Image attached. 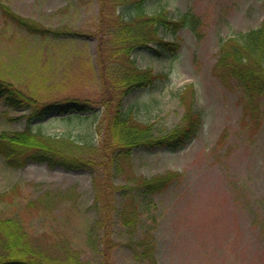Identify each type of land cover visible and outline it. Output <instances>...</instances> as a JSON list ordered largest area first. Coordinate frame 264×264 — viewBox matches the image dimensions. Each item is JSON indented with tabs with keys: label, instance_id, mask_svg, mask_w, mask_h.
Listing matches in <instances>:
<instances>
[{
	"label": "rangeland",
	"instance_id": "374dc122",
	"mask_svg": "<svg viewBox=\"0 0 264 264\" xmlns=\"http://www.w3.org/2000/svg\"><path fill=\"white\" fill-rule=\"evenodd\" d=\"M102 1L0 0L44 29L71 31L32 34L0 8V78L43 103L73 98L98 106L88 114H47L33 129L90 133L96 143L105 139L103 106L97 102L103 97L95 59L98 27L110 25L107 19L125 1ZM162 8L173 18L192 13L198 28L160 31L179 44L176 54L160 55L145 45L133 49L140 67L164 77L153 87L133 90L124 107L139 121L153 123L156 132H166L193 105L204 115L198 135L177 151L134 148L121 159L123 170L105 181L107 196L101 168L69 170L36 161L12 167L0 156L2 214L19 217L37 239L58 247L57 253L74 250L94 262L106 254L114 264H264V99L259 111H251L237 82L216 68L224 43L262 23L264 0L144 2L147 13ZM102 32L107 40L113 31ZM24 112L29 110L0 100V132L24 128ZM169 170L178 176L164 192L154 198L141 192L133 199L135 178ZM113 183L118 190L111 193ZM141 241L149 243L146 250Z\"/></svg>",
	"mask_w": 264,
	"mask_h": 264
},
{
	"label": "trees",
	"instance_id": "16d2710c",
	"mask_svg": "<svg viewBox=\"0 0 264 264\" xmlns=\"http://www.w3.org/2000/svg\"><path fill=\"white\" fill-rule=\"evenodd\" d=\"M124 1L129 3L125 4ZM112 2L124 3L125 7L120 10L122 13L107 19L110 25L105 27L108 28L102 24L98 27L101 34L97 38L95 59L103 97L97 102L103 106L102 122L104 121L106 126L102 143L94 142L90 133L52 135L32 127L33 122H41L47 114L89 113L98 107L95 106L96 102H91V99L72 98L43 103L13 82L0 78V100L15 110H29L22 113L26 118L24 128L0 132V156L5 162L12 167L36 161L69 170L101 168L103 196H107L106 191L109 190L105 187V181L112 178L114 170H123L121 159H128L134 148H165L177 151L198 135L204 119L203 113L193 105H188L180 124L166 132H156L153 123L139 121L132 109L124 107L126 97L133 90L153 87L164 77L151 67H140L132 56L133 49L137 45H145L160 55L176 54L179 44L166 39L160 31L176 34L184 27L196 31L198 18L192 13L173 18L166 8L147 13L144 11L145 0ZM0 8L6 19L12 20L32 34H51L55 37L63 33L71 34V31L44 29L28 18L13 13L2 2ZM102 31H108L110 34L113 32L111 37L104 40L103 36L106 34ZM235 38L222 45L216 68L237 82L249 109L259 111V100L264 99V20L259 26L241 33L238 38L240 41ZM117 161L120 163L116 168ZM177 176L176 172L169 170L151 178H135L133 190L137 194L133 192V199L137 200L141 192L150 193L154 198L173 184ZM117 190L118 184L110 185L111 193ZM4 194H0V203L6 196ZM103 218L108 220L109 212L106 211ZM126 218L128 223L134 222L132 212ZM140 244L143 250L149 246V243L144 241ZM152 245L153 242L151 254ZM56 250L58 247L53 243L45 244L37 239L19 217L3 215L0 208V264H114L106 254L94 262L83 259L74 250H66L63 253H57Z\"/></svg>",
	"mask_w": 264,
	"mask_h": 264
}]
</instances>
